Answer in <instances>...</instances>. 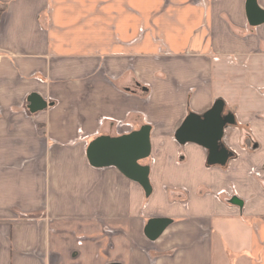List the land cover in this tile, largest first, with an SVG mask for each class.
<instances>
[{
    "label": "crops",
    "instance_id": "obj_1",
    "mask_svg": "<svg viewBox=\"0 0 264 264\" xmlns=\"http://www.w3.org/2000/svg\"><path fill=\"white\" fill-rule=\"evenodd\" d=\"M246 4L0 0V264H264V23ZM217 99L236 117L224 166L175 138ZM146 123L150 196L86 153ZM151 218L172 220L156 239Z\"/></svg>",
    "mask_w": 264,
    "mask_h": 264
},
{
    "label": "water",
    "instance_id": "obj_2",
    "mask_svg": "<svg viewBox=\"0 0 264 264\" xmlns=\"http://www.w3.org/2000/svg\"><path fill=\"white\" fill-rule=\"evenodd\" d=\"M246 11L251 25L264 23V9L260 8L257 0H247ZM28 101L32 112L43 110L48 105L37 93H32ZM235 124V114L231 111L225 113L224 100L217 99L203 114L190 112L176 130L175 138L181 144L194 142L202 145L208 150L209 165L224 166L234 155L223 141L225 129ZM151 130L152 126L146 123L138 129L117 136L101 134L88 144V160L98 168L117 167L125 176L138 182L144 188L146 196H150L153 189L150 181L151 165L144 161L152 153ZM232 202L243 204L238 197H234ZM171 221L169 218H151L145 227L146 235L150 239H156Z\"/></svg>",
    "mask_w": 264,
    "mask_h": 264
},
{
    "label": "built area",
    "instance_id": "obj_3",
    "mask_svg": "<svg viewBox=\"0 0 264 264\" xmlns=\"http://www.w3.org/2000/svg\"><path fill=\"white\" fill-rule=\"evenodd\" d=\"M121 123H123V122L120 121L118 124H121Z\"/></svg>",
    "mask_w": 264,
    "mask_h": 264
}]
</instances>
